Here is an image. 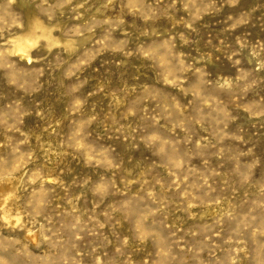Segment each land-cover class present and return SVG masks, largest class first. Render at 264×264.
<instances>
[{"label":"rangeland","instance_id":"1","mask_svg":"<svg viewBox=\"0 0 264 264\" xmlns=\"http://www.w3.org/2000/svg\"><path fill=\"white\" fill-rule=\"evenodd\" d=\"M0 264H264V0H0Z\"/></svg>","mask_w":264,"mask_h":264}]
</instances>
